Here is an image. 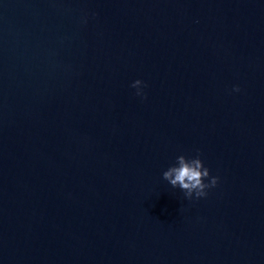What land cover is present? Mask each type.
I'll return each instance as SVG.
<instances>
[{
  "label": "water",
  "instance_id": "obj_1",
  "mask_svg": "<svg viewBox=\"0 0 264 264\" xmlns=\"http://www.w3.org/2000/svg\"><path fill=\"white\" fill-rule=\"evenodd\" d=\"M0 264H264L255 0H0Z\"/></svg>",
  "mask_w": 264,
  "mask_h": 264
},
{
  "label": "clouds",
  "instance_id": "obj_2",
  "mask_svg": "<svg viewBox=\"0 0 264 264\" xmlns=\"http://www.w3.org/2000/svg\"><path fill=\"white\" fill-rule=\"evenodd\" d=\"M131 86L137 89V96L147 99L143 92V87L146 85L142 80H136ZM234 91L239 92V86L235 87ZM163 179L169 182L173 188L183 190L189 200L193 199V196L196 199L206 198L208 190L215 188L219 183V177L211 176L210 169L205 167L199 155L192 159H188L184 155L178 156L176 165L171 166L163 173ZM206 180L209 182L206 183Z\"/></svg>",
  "mask_w": 264,
  "mask_h": 264
}]
</instances>
